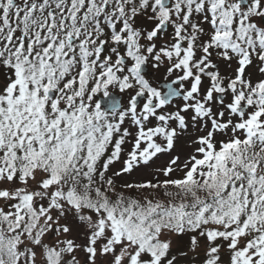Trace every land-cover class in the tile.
<instances>
[{"label":"snow or ice","instance_id":"obj_1","mask_svg":"<svg viewBox=\"0 0 264 264\" xmlns=\"http://www.w3.org/2000/svg\"><path fill=\"white\" fill-rule=\"evenodd\" d=\"M0 264H264V0H0Z\"/></svg>","mask_w":264,"mask_h":264},{"label":"rangeland","instance_id":"obj_2","mask_svg":"<svg viewBox=\"0 0 264 264\" xmlns=\"http://www.w3.org/2000/svg\"><path fill=\"white\" fill-rule=\"evenodd\" d=\"M163 163V159H161V160H157L154 164H153V167H158V166H160L161 164ZM140 176V173H136V174H134L132 177H130L131 179H135V178H137V177H139Z\"/></svg>","mask_w":264,"mask_h":264},{"label":"trees","instance_id":"obj_3","mask_svg":"<svg viewBox=\"0 0 264 264\" xmlns=\"http://www.w3.org/2000/svg\"><path fill=\"white\" fill-rule=\"evenodd\" d=\"M127 179H131L130 177H127Z\"/></svg>","mask_w":264,"mask_h":264}]
</instances>
